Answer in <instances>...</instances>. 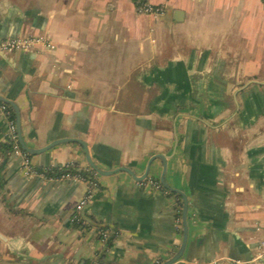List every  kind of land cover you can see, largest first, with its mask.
<instances>
[{
    "label": "crops",
    "instance_id": "crops-1",
    "mask_svg": "<svg viewBox=\"0 0 264 264\" xmlns=\"http://www.w3.org/2000/svg\"><path fill=\"white\" fill-rule=\"evenodd\" d=\"M150 1L164 13L135 0H0V41L54 45L0 49V94L17 104L25 144L63 141L34 163L92 168L79 139L117 170L93 175L77 226L86 185L26 177L3 148L0 110V264H163L183 245L185 198L172 264H264V0ZM164 170L178 192L143 184ZM105 229L117 235L103 240Z\"/></svg>",
    "mask_w": 264,
    "mask_h": 264
},
{
    "label": "built area",
    "instance_id": "built-area-1",
    "mask_svg": "<svg viewBox=\"0 0 264 264\" xmlns=\"http://www.w3.org/2000/svg\"><path fill=\"white\" fill-rule=\"evenodd\" d=\"M135 4L137 7V10L140 13L148 14V15H161L164 13L165 8L163 5H158L152 3L150 0H135ZM39 44H42L46 48H53L54 45L52 44V41L50 38H44V37H16V38H8L5 40L0 41V49L13 52L16 50H31L35 46L37 47ZM0 110L5 114V116L8 118L9 122V132L7 138H9L13 144L12 151L14 154L18 155L22 159V168L23 173L26 177H40L46 180H69L73 182H79L86 185L87 192L85 196L82 198L81 201H79L75 206L73 210V216L72 219L76 223L85 224L86 221L82 217V210L86 206V204L90 201L91 197L93 196L94 190L98 186V182L93 178H86V176L83 174V172H89L93 173V175L97 174L92 168L84 169L83 167L79 166L76 163H67L61 167H64L67 171L62 172L58 175H51L50 171L53 168V166H48L45 168L37 166L32 156L29 155L28 152H26L19 141V134L17 130L16 121L11 120L9 118V107L6 103H0ZM55 167V166H54ZM74 168L76 169V172H71L68 169ZM146 186H151L156 191H162L164 193H169L170 191L163 186V184L159 180L155 179H148L147 181L143 182ZM178 221L181 222V216H179ZM102 239L106 240L111 238L112 236H116L117 232L110 231V230H102L101 231ZM262 247L264 248V242L262 243ZM263 255L259 254L258 257H261Z\"/></svg>",
    "mask_w": 264,
    "mask_h": 264
},
{
    "label": "water",
    "instance_id": "water-1",
    "mask_svg": "<svg viewBox=\"0 0 264 264\" xmlns=\"http://www.w3.org/2000/svg\"><path fill=\"white\" fill-rule=\"evenodd\" d=\"M0 101L9 104V105L14 109V112H15V115H16V125H17L18 134H19V141H20V144H21L22 148H23L26 152H28L29 154H31V155L39 154V153H41V152H43V151H46V150L52 148L53 146H55V145H57V144L63 142L62 140H58V141L52 142V143L49 144L48 146H45V147H43V148H40V149L30 148L29 146H27V145L25 144V142H24V140H23V138H22V133H21V115H20V110H19L17 104H16L14 101H12V100H10V99H8V98L2 96L1 94H0ZM72 140H73V141H78V142H80L81 144H83V146H84V148H85V151H86V154H87V161H88L89 165H90V166H91V167H92V168H93L98 174H101V175H108V174H111V173H114V172L117 171V170H114L113 172H112V171L110 172V171H105V170L101 169L99 166L96 165V163L94 162V160L91 158L87 145H86L84 142H82V140H79V139H72ZM72 140H65V141H72ZM154 158H160V159H162L163 162H164V164H165V166H166V159H165L162 155H157V156H155ZM154 158H153V159H154ZM153 159H152V160H153ZM152 160L150 161V163H149V165H148V168H147L146 173H145V174H144L139 180H143V179H145V178L148 176V173H149V169H150V165H151ZM121 170H122V171L130 172L131 174L135 175V174H134L129 168H127V167H121V168L118 169V171H121ZM165 171H166V170H164L163 175H162V177H161V181H162L163 185H164L166 188H168V189H170V190H172V191H176V192H178L177 189L171 187V186L167 183L166 178H165ZM187 218H188V201H187V199L185 198V203H184V208H183V222H184V230H185V239H184L183 245H182V247L180 248V250H179V251H178V252H177L172 258L168 259V260H167L166 262H164L163 264H172L173 262H175L176 260H178V259L182 256V254H183V252H184L185 244H186V241H187V236H188V222H187Z\"/></svg>",
    "mask_w": 264,
    "mask_h": 264
},
{
    "label": "trees",
    "instance_id": "trees-1",
    "mask_svg": "<svg viewBox=\"0 0 264 264\" xmlns=\"http://www.w3.org/2000/svg\"><path fill=\"white\" fill-rule=\"evenodd\" d=\"M0 103H4V102H2V101H0ZM7 104V103H6ZM8 105V107H9V110H10V113H9V118L11 119V120H14V121H16V115H15V112H14V109L9 105V104H7ZM3 148L5 149V150H8V151H12V148H13V144H12V142H11V140L9 139V138H7V142L4 144V146H3ZM29 155H31V154H29ZM32 156V155H31ZM68 170H70L71 172H76V169H74V168H71V169H68ZM67 170L64 168V167H61V166H57V167H53L52 169H51V171H50V174L51 175H58V174H60V173H62V172H66ZM83 174L86 176V178H93L94 176H93V173H89V172H83ZM76 224V223H75ZM77 226H82V224H80V223H77L76 224ZM88 264H96V262H90V263H88Z\"/></svg>",
    "mask_w": 264,
    "mask_h": 264
}]
</instances>
